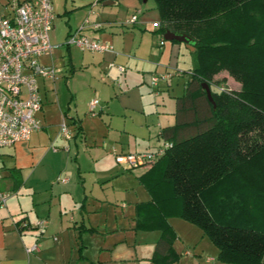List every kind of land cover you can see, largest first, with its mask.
<instances>
[{
  "label": "trees",
  "instance_id": "16d2710c",
  "mask_svg": "<svg viewBox=\"0 0 264 264\" xmlns=\"http://www.w3.org/2000/svg\"><path fill=\"white\" fill-rule=\"evenodd\" d=\"M154 1L158 33L190 37L195 63L175 124L160 133L171 146L140 177L151 200L136 205V229L161 231L155 263L176 261L169 219L181 218L220 263L264 264V0ZM222 72L241 89L217 91Z\"/></svg>",
  "mask_w": 264,
  "mask_h": 264
},
{
  "label": "crops",
  "instance_id": "0c3cea01",
  "mask_svg": "<svg viewBox=\"0 0 264 264\" xmlns=\"http://www.w3.org/2000/svg\"><path fill=\"white\" fill-rule=\"evenodd\" d=\"M12 1L15 0H0V14L7 12V6ZM93 1L71 0L69 3L67 0L63 14L55 11L56 26L60 17L64 19L66 25L61 23V26L66 27V38L80 30L81 27H85L82 31L84 35L112 45L114 52L104 54L82 52L77 48L83 54L90 55L82 63L87 68L94 65L99 66V68L103 67L108 72H116L125 77H130V79L141 77L142 84L150 87L152 75L157 73L163 59L167 58V54L171 59L168 65L178 68L179 58L184 52V48L191 53L193 52L182 43L169 42L171 45L167 47L165 43L167 41L165 38L162 39V35L158 33V28L151 27L152 21L146 16L147 14L140 5V0H102L99 2L102 9L100 8L98 13L94 12L95 7H91ZM139 10L142 12L138 14V21L135 24L128 23L130 16L138 13ZM87 21L89 24L86 23ZM155 21L159 22V14ZM98 23L102 27L96 30L93 26ZM162 40H164L163 45L161 44ZM51 56L48 55L47 57ZM71 66L72 73H74L75 66L73 64ZM118 67H124L126 71L121 73ZM151 67H154V70H150ZM146 68L148 69L146 70ZM192 70L189 73L190 78ZM174 71L173 78L176 75L180 76L186 73L178 69ZM227 74L224 76L230 77ZM170 80L162 83L156 89L155 96H159L160 92L169 91L172 88ZM46 81L53 80H40V88ZM237 84L241 86L239 83ZM135 86L137 87L136 84ZM74 94L76 95L75 92ZM110 97L112 101L117 102L124 112L146 113L139 88L123 91ZM101 112L103 113L104 109ZM42 114L43 109L38 115L42 129L34 133L29 141L0 149V175L2 176L0 185L4 189L3 191L12 193L7 208L0 209V264H159L152 259L162 236L161 231H139L136 229V205L151 200L149 192L140 182V177L148 171L149 166H142L140 170L143 173L138 177L139 184L144 187L149 196L143 200L137 199L132 204L133 206H130V214L127 216L124 211L122 215L117 214L116 209L112 207L114 199L107 195L101 196L100 193L104 189L100 185L101 179L98 174L94 177L92 186L90 184L91 188L85 181L73 183L71 178L64 176V173L68 172V161L59 171L61 178L58 177L56 182L49 185L50 187L47 186L46 174L41 173L38 175V179L31 182L45 162L53 161L60 156L68 160L71 153L70 144L72 140H67L62 135L60 136L62 141L59 142L57 137L55 144L53 142V148L47 146V140H38V136L41 135L42 137L43 130L46 129ZM70 125L75 128V138L80 135L86 136L83 119L73 117ZM145 126L148 127L149 136L144 134ZM162 127L160 126L156 145L152 144L151 131L147 121L142 122L139 127L128 129L127 126H124L119 128L117 132H120V138L124 143L120 142L119 150L114 149L120 154H139L156 150L165 143L160 137V133L166 127ZM90 130L95 129L92 126ZM54 147L57 149L56 151ZM112 154L115 157L113 151ZM128 170L133 171V169ZM110 178L112 177L110 176ZM39 179L40 181H38ZM61 179L68 181L64 183ZM41 180L44 181L41 182ZM127 189H125L126 192ZM121 206L123 209H128L125 204ZM42 220L48 221V226L43 233H39L34 226ZM172 220L174 219H169V224L177 235L173 244L177 259L171 264H181L184 258L196 256V252L191 253L186 250L182 254L178 253L175 245L183 239L176 232ZM23 223H28L33 228L22 231L19 226ZM146 234H154L151 244L145 239L139 243L137 238L139 236L145 237ZM202 237L206 236L202 233ZM34 245L38 246L37 250L29 253L27 250ZM150 245L153 247L151 250ZM205 261L206 264H213L214 259L208 257ZM194 262H196L195 259L191 264Z\"/></svg>",
  "mask_w": 264,
  "mask_h": 264
},
{
  "label": "rangeland",
  "instance_id": "374dc122",
  "mask_svg": "<svg viewBox=\"0 0 264 264\" xmlns=\"http://www.w3.org/2000/svg\"><path fill=\"white\" fill-rule=\"evenodd\" d=\"M66 1L53 0L55 11L63 14ZM70 2L71 0H69ZM140 5L145 14H147L146 16L152 21L151 27L157 28L156 23L158 22H154V20L158 19L155 1L140 0ZM100 8L102 9V6L98 4L94 8V12L98 13ZM137 12L135 15L138 16L142 11L139 10ZM133 16H130L129 21L132 20ZM61 23H64V19L60 17L57 26L55 25L54 28L55 32L51 34L52 44L53 46L55 45L54 55L40 59V63L53 66L57 70V75L56 81H46L41 86L40 94L43 99L42 115L46 129L43 130L42 137L41 135L38 136V140H47L48 143L46 144H48V147H51L53 142L55 144L57 137L59 142L62 141L60 129L62 123L65 121L74 133L70 144L71 153L68 156V160L60 156L53 161L45 162L31 182L38 179L37 177L41 173L46 174L47 186L50 187L49 185L52 182H56L57 178L60 177L61 173L59 171L68 161V172L64 173V176L71 178L73 183L85 181L88 187L91 188L94 183L93 179L98 174L101 179L100 185L104 189L100 193L101 196L105 197L107 195L114 199L112 207L116 209L117 214L122 215L124 211L127 216V214H130V206L132 207V204L137 199L143 200V198H148L149 195L144 190V187L139 184L138 177L143 173L140 170L142 166L134 168L131 172L128 170L130 169L128 166H120L112 154L114 148L119 150L120 142L124 143L120 138V132H117V130L124 126H127L128 129L139 127L142 122L147 121L151 131L152 144L156 145L158 143L157 135L161 129L160 126L164 128L175 124L176 98L184 94V85L190 78V71L194 68V56L184 48L185 50L180 55L179 67L177 68L176 66L168 65L171 59H169V55L167 54V58L163 59L157 73L161 75L166 74L168 69L170 73H175L174 70L177 69L186 73L180 76L176 75L170 80L172 88L169 91L160 92L159 96H155L156 92H153L150 87L142 84L141 77L130 79V77H125L116 72H108L103 67L99 68V66L91 65L87 68L84 66L82 64L83 60L88 59L90 55L87 53L83 54L77 48L66 45L67 30L65 26L64 28L61 26ZM64 25L66 24L64 23ZM165 43L167 47L171 45L169 42ZM72 64L75 66L74 73H72ZM165 67H170L171 69ZM150 70H154V67H151ZM226 74L221 73V75L215 78V81H220L218 89L220 87L228 92L239 91L241 86L237 84L238 82L232 77L224 76ZM133 88H139L145 105V114L133 111L124 112L117 102L112 101L110 97L123 91L132 90ZM218 89L216 90L220 91ZM93 100L99 101L95 116L90 112L89 108V104ZM102 109H104L103 113L101 112ZM73 117H79L84 120L86 136L80 135L75 138V128L70 125L71 118ZM126 118L128 119L126 120ZM92 126L95 130H90ZM144 132V134L149 136L147 126L144 127ZM79 169L81 170L79 171ZM43 181L41 180V182ZM1 189L4 190L2 186ZM125 189L128 191L126 192ZM122 204L127 205L128 209H123ZM173 219L172 223L175 226V230L183 239V241L180 240L175 245L178 253L182 254L188 250L191 253L195 251L196 256H202L198 258L196 256H191V258L182 257L184 260H182L181 264H191L194 259L196 261L194 264H206L205 260L208 257L214 259L213 264H220L217 259V248L208 237H202V231L198 227L181 218ZM152 235L154 234H146L145 237L139 236L137 240L139 243H142L145 239L147 242L150 241L151 244L153 241ZM151 249L153 247L150 245ZM190 260L191 262H189Z\"/></svg>",
  "mask_w": 264,
  "mask_h": 264
},
{
  "label": "built area",
  "instance_id": "2783aa9c",
  "mask_svg": "<svg viewBox=\"0 0 264 264\" xmlns=\"http://www.w3.org/2000/svg\"><path fill=\"white\" fill-rule=\"evenodd\" d=\"M99 4L96 0L91 4ZM93 13V10L91 11ZM56 13L53 0H24L12 1L7 6V12L0 14V149L12 147L17 143L26 142L34 133L42 129L38 115L43 109V99L40 92V80H56L57 70L53 66H44L40 59L52 55L55 47L51 43V33L55 28ZM138 16L134 15L128 23L135 24ZM89 24V21L86 22ZM94 29L99 30L102 25L94 24ZM158 28L159 26L156 25ZM85 27L70 34L66 45L76 47L82 52L104 54L114 52L112 45L97 39H91L82 31ZM164 44V41L161 43ZM121 73L126 69L118 67ZM174 74L155 73L150 80V87L156 89L173 78ZM224 91V88H219ZM99 101L93 100L89 104L90 112L95 116ZM61 135L72 140L74 133L69 125L62 123ZM170 143H164L156 150L139 154H120L113 149L116 162L130 169L140 166H150L162 158ZM54 150L57 149L54 147ZM2 176L0 175V183ZM66 183L67 179H61ZM12 197L11 192H6L0 186V209H5ZM48 226V221L36 223L34 228L43 233ZM20 230L33 227L23 223ZM38 246L28 249L29 253L35 252Z\"/></svg>",
  "mask_w": 264,
  "mask_h": 264
},
{
  "label": "water",
  "instance_id": "95a60500",
  "mask_svg": "<svg viewBox=\"0 0 264 264\" xmlns=\"http://www.w3.org/2000/svg\"><path fill=\"white\" fill-rule=\"evenodd\" d=\"M164 38L167 42H178V43H182L187 45L192 51L195 50V47L193 46L194 42L193 40L188 37L187 35L184 34H175L171 31H168L165 35ZM203 88L205 89L208 99L210 100V102H212L215 106V102H214V98H213V93L212 90L210 88V86L205 83L203 85Z\"/></svg>",
  "mask_w": 264,
  "mask_h": 264
}]
</instances>
